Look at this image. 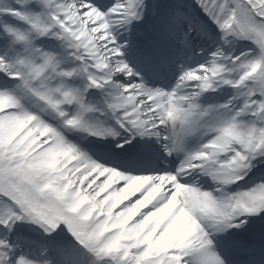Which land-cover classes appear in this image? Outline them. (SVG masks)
Here are the masks:
<instances>
[{
	"label": "snow or ice",
	"instance_id": "snow-or-ice-1",
	"mask_svg": "<svg viewBox=\"0 0 264 264\" xmlns=\"http://www.w3.org/2000/svg\"><path fill=\"white\" fill-rule=\"evenodd\" d=\"M0 264H264V0H0Z\"/></svg>",
	"mask_w": 264,
	"mask_h": 264
}]
</instances>
